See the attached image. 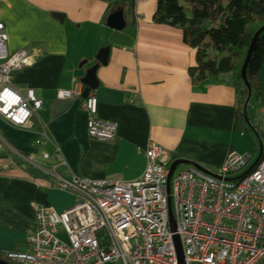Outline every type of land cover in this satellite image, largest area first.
I'll list each match as a JSON object with an SVG mask.
<instances>
[{"label": "crops", "instance_id": "0c3cea01", "mask_svg": "<svg viewBox=\"0 0 264 264\" xmlns=\"http://www.w3.org/2000/svg\"><path fill=\"white\" fill-rule=\"evenodd\" d=\"M158 1L0 0L9 51L36 56L34 66L13 74L10 86L23 97L32 92L42 103L28 131L0 119V254L27 251L25 239L36 231L33 203L60 213L75 202L73 194L58 190L55 176L137 181L149 143L210 174L231 154H259L264 103L249 113L254 133L238 123V96L227 76L192 85L188 71L196 67V52L183 44L180 31L153 23ZM119 11L123 28H106L108 17ZM106 48L108 59L98 68V88L91 93L98 119L116 124L117 134L111 143H99L87 136L82 101L56 116L55 95L80 81ZM259 82L263 90L264 68Z\"/></svg>", "mask_w": 264, "mask_h": 264}, {"label": "built area", "instance_id": "2783aa9c", "mask_svg": "<svg viewBox=\"0 0 264 264\" xmlns=\"http://www.w3.org/2000/svg\"><path fill=\"white\" fill-rule=\"evenodd\" d=\"M7 42L0 22V119L28 131L42 103L32 92L24 97L18 94L10 81L13 74L34 66L36 56L24 50L10 52ZM83 91L81 82L72 80L70 89L57 91L55 99L69 103L81 100L88 138L111 143L117 134L116 124L100 121L95 94L82 100ZM21 109L30 115L20 116ZM18 118L23 123H17ZM143 155L145 167L134 182L63 180L55 176L58 190L73 194L75 202L60 213L33 203L36 231L25 239L27 251L5 254L7 261L177 264L173 241L177 237L183 264H264V160L248 171L252 157L231 154L212 174L219 179L187 166L180 172L176 168L168 180L169 167L175 162L172 155L152 143ZM42 159L49 157L43 155ZM247 168L240 177L229 179Z\"/></svg>", "mask_w": 264, "mask_h": 264}, {"label": "trees", "instance_id": "16d2710c", "mask_svg": "<svg viewBox=\"0 0 264 264\" xmlns=\"http://www.w3.org/2000/svg\"><path fill=\"white\" fill-rule=\"evenodd\" d=\"M180 2L184 8L177 0H159L153 23L180 31L183 44L196 52V67L188 71L192 85H198L209 78L228 77L230 87L238 96L236 114L238 123L240 127L246 129L248 126L243 118L242 109L247 92L240 77V70L254 34L264 26V0H180ZM187 13L190 14V18H187ZM209 51L219 55L227 52L231 58L208 61ZM263 68L264 31L258 37L246 72L247 82L251 88L246 118L252 131L257 129L249 119V113L255 104L264 103V91L259 82V74ZM262 142L263 150L259 161L264 160V141ZM0 261L11 264L2 254Z\"/></svg>", "mask_w": 264, "mask_h": 264}, {"label": "water", "instance_id": "95a60500", "mask_svg": "<svg viewBox=\"0 0 264 264\" xmlns=\"http://www.w3.org/2000/svg\"><path fill=\"white\" fill-rule=\"evenodd\" d=\"M54 18L57 19L60 23L62 22L61 16L54 15ZM105 27L108 29H111L113 31H116V32L120 31L123 28L122 12L119 11V12H116V13L110 15L105 22ZM263 31H264V26L261 27L254 34V36H253V38L249 44V47L247 49L245 59L242 63L241 70H240V77H241V80H242V82L246 88V92H247V96H246V100H245V103H244V106L242 109V113H243V118L245 120V123L249 129L251 128V126L249 125V122L247 121V118H246V109H247V105L249 103V100L251 98V88L247 82L246 72H247V68H248V64L250 62L251 56L254 52L256 43L258 41V37L261 35V33ZM108 53H109L108 48L99 51L95 57L96 64L92 68L87 70L85 72L83 78L80 80L81 84L84 87V91H83V94L81 97L82 100H85L91 92H94L97 90L98 82L96 79V72L100 66L106 65V62L108 59ZM69 106H70L69 102H60L54 109L55 115L56 116L62 115L64 112H66V110L69 108ZM253 132H254V130H253ZM256 139L258 142L259 154H258L257 159L254 161V163L252 164V166L249 168L248 171H251L254 168V166L258 163V161L261 157V154H262V145H261L260 140H259L257 135H256ZM187 166H192L195 169H197L199 172H201L205 175L211 176L215 179H219L218 177L208 173L207 171L203 170L201 167L197 166L194 163H191L189 161H184V160H178V161L173 162L171 164V166L169 167L168 180L170 179V177L172 176V174L176 168L187 167ZM169 217H170V228H171V231L174 232L175 228H174L173 220H172L171 215H169ZM173 241H174V245H175L177 264H183V257H182L181 246H180L179 240L177 237H174ZM0 264H6V263L0 261Z\"/></svg>", "mask_w": 264, "mask_h": 264}, {"label": "rangeland", "instance_id": "374dc122", "mask_svg": "<svg viewBox=\"0 0 264 264\" xmlns=\"http://www.w3.org/2000/svg\"><path fill=\"white\" fill-rule=\"evenodd\" d=\"M178 1V3L180 4V5H182V3L180 2V0H177ZM183 6V5H182ZM207 56H208V61H214V60H219V59H223V58H225L226 57V55L225 54H217L216 52H213V51H209L208 52V54H207ZM254 96V95H253ZM254 98V97H253ZM249 155L252 157V163L255 161V159H256V157H257V155H258V152H257V150H256V152H249ZM252 163H251V165H252ZM250 165V166H251ZM181 169H183V167H179V168H177V170H176V172H180L181 171ZM248 170V168L246 169V170H244L243 172H241L240 174H238V175H236V176H232V177H230L229 179H236V178H238V177H240L242 174H244L246 171Z\"/></svg>", "mask_w": 264, "mask_h": 264}, {"label": "clouds", "instance_id": "9594fccd", "mask_svg": "<svg viewBox=\"0 0 264 264\" xmlns=\"http://www.w3.org/2000/svg\"><path fill=\"white\" fill-rule=\"evenodd\" d=\"M19 115L20 116H23L24 118H27V116L30 115V113H28L24 109H21ZM16 122L17 123H23V120H21V119L18 118Z\"/></svg>", "mask_w": 264, "mask_h": 264}]
</instances>
